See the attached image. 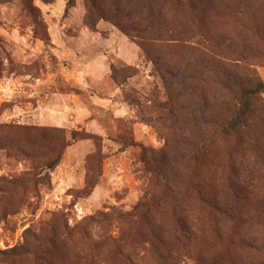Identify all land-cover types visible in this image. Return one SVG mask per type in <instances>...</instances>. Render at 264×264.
<instances>
[{"label":"rangeland","instance_id":"1","mask_svg":"<svg viewBox=\"0 0 264 264\" xmlns=\"http://www.w3.org/2000/svg\"><path fill=\"white\" fill-rule=\"evenodd\" d=\"M23 1L0 0V124L57 131L45 146L53 158L60 149V161L33 171L38 183L31 193L19 188L31 164L0 150V264L12 263L2 253L31 236L46 241L49 231L54 236L33 264H165L160 254L167 249L175 264H214L223 243L187 252L170 236L169 188L191 183L190 195L198 189L202 197L209 191L225 200L229 176L239 183L264 181L260 115L227 139L213 134L214 124L232 117L239 90L264 83V0H198L196 13L185 6L165 11L176 31L193 25L195 33L181 42L162 40L156 49L147 46L148 22L127 36L103 19L88 20L91 0H28L31 9ZM35 23L47 40L34 34ZM72 133L93 139L72 140ZM251 136L262 144V155L244 146ZM203 140L211 141L209 149L198 152L196 162L186 161ZM228 158L231 172L224 167ZM88 183L91 192L76 198ZM146 193L160 220L155 238L151 227L116 217L130 214ZM88 218L100 222L88 226ZM240 232H247L246 224ZM160 245L166 250L152 252ZM30 258L22 264H32Z\"/></svg>","mask_w":264,"mask_h":264},{"label":"trees","instance_id":"2","mask_svg":"<svg viewBox=\"0 0 264 264\" xmlns=\"http://www.w3.org/2000/svg\"><path fill=\"white\" fill-rule=\"evenodd\" d=\"M26 1L28 2V0ZM26 1H23L24 7L31 9ZM104 1L107 3L103 5L100 4L103 0H91L90 4L88 3L86 7L88 20L91 19L92 21V17L103 19L127 36H132L137 23H143L146 26L145 22H148L147 29L152 33V38H149L147 46H150L152 49L161 48L162 40L181 42L180 38L182 36L188 39L194 37L195 27L193 25L189 30L183 26L180 31H176L177 25L172 24L171 20H168V15L165 16V11L173 10L174 12H178L181 7L185 6L186 9L196 13L198 0ZM34 34L42 40H47L45 30L40 23L34 24ZM137 45L148 56L149 51L138 38ZM262 94H264V83L262 81L255 80L241 88L235 97L236 108L232 117L223 123L214 124L213 129H216V132H213L214 136L218 137L221 135L223 139H227L243 128H250L255 114L262 117L263 124L264 101L260 100ZM53 132L57 131L31 126L0 124V150L6 151L14 160L27 161L32 166L27 173L23 174L22 181H20L21 184L19 185L20 189L30 190L31 193L35 192L38 181L33 171L40 167L51 170L59 163L60 149L53 158L54 151L45 146L49 135ZM78 136H81L83 139H93L90 135H80L79 133H72L71 139L75 140ZM249 138L247 139V144L244 146L251 147L253 153L255 151V154L258 150L262 155V144L261 146L257 145L256 137L251 136ZM210 143L211 141L209 140H203L200 145L193 148L191 154L186 156V161L196 162L199 153L203 149H209L212 145ZM254 143L256 144L253 145ZM237 146L239 145L233 147L235 155L240 150ZM240 156L245 157L244 155ZM256 156L255 160L262 161L259 155ZM242 160L244 161V159ZM230 164L228 158L224 167L229 172L233 171V167L232 169L229 167ZM225 181L227 182L225 188L227 197L225 200H219L209 191L206 197H202L198 189L192 190L193 195H190L188 190L191 183L186 184L184 182L185 184L182 188H179V191L169 188L170 193L168 197L170 200L169 205L171 206L169 213L174 222L173 231L170 236L173 240L177 237L179 243H184V247L188 249L187 252L198 249V247L203 245H205V249L209 246V249L213 250L212 248L216 245L223 243L225 249H223L222 255L218 257V261H214V264H264V243L262 244V229H264V181H262V178H252L240 181L239 183L233 176H229ZM10 184H14V182ZM200 184L201 189L206 188L204 186L207 184L205 178H202ZM169 186V184H166L164 187L167 188ZM92 188L93 184H86L82 193H77L75 197L83 198L87 196ZM4 189L0 187V194H4ZM162 197L157 199L159 203H161ZM153 201L151 194L146 193L143 201L136 205L130 214H118L116 217L129 220L137 226L145 225L151 227L150 236L155 238V234L153 233L154 225L160 222V220L158 221L156 214L151 211V207L154 205L151 204ZM191 202L194 205L193 207H191ZM244 202L250 206H247V208L246 206L242 207L241 205ZM99 215L100 219L106 218L102 214ZM84 222L90 226L93 223L99 224L100 221L96 218H88ZM223 223L229 224L225 225L227 226L226 230L222 227ZM245 224L247 232L238 233L239 226ZM53 236L54 231L48 232L46 241L41 240L40 236H31L27 238L28 242L25 240L22 246L2 253V255L10 257L12 259L11 264H22L23 261L31 257L30 259H32L33 264L37 259L39 248L45 245V242L50 241ZM114 247L119 249V246L116 244ZM161 247L166 250L165 247L160 245L153 249L152 252H159V248ZM120 248L122 247L120 246ZM204 248L203 252L205 251ZM233 250H236L237 253ZM160 259L165 264L176 263L173 262L169 249L161 252Z\"/></svg>","mask_w":264,"mask_h":264}]
</instances>
